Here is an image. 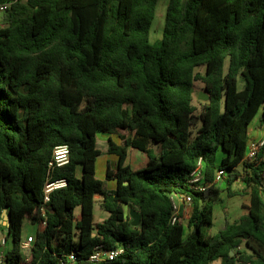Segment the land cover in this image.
<instances>
[{
    "label": "trees",
    "instance_id": "16d2710c",
    "mask_svg": "<svg viewBox=\"0 0 264 264\" xmlns=\"http://www.w3.org/2000/svg\"><path fill=\"white\" fill-rule=\"evenodd\" d=\"M9 1L0 14V234L7 264H91L96 246L117 245L121 255L96 264H264V145L245 165L248 212L215 234L202 230L223 201L212 184L217 169L227 171L232 196L255 117L264 133V0H168L156 42L150 32L159 0L0 3ZM197 80L207 96L199 109ZM103 137L117 157L114 167L106 165L112 190L95 175ZM60 144L68 145L69 162L50 174ZM128 148L146 155L144 167L125 164ZM199 160L210 183L204 192L189 183ZM50 175L67 185L44 203ZM96 195L108 214L98 223ZM177 195L191 198L187 223L170 222ZM128 208L139 213L137 226ZM25 220L36 235L23 259ZM243 243L248 250H239Z\"/></svg>",
    "mask_w": 264,
    "mask_h": 264
},
{
    "label": "built area",
    "instance_id": "2783aa9c",
    "mask_svg": "<svg viewBox=\"0 0 264 264\" xmlns=\"http://www.w3.org/2000/svg\"><path fill=\"white\" fill-rule=\"evenodd\" d=\"M12 2H3L0 3V14L4 13L10 6ZM264 145V135L258 139H248L246 153L242 159L241 165L255 163L257 159V154L260 148ZM69 147L66 144H60L53 148L51 158L48 161V171L51 172L55 168L63 167L69 162ZM246 167V166H245ZM227 171L225 169H217L212 184L217 187L221 183H223L226 178ZM51 175L47 179L45 186L43 188L44 192V203L49 201L50 193L67 185V180L65 178L50 180ZM190 188L197 192H204L210 185L204 178V173L201 167V162L199 160L197 167L191 173L190 176ZM177 203L170 215V222L175 223L181 221V215L186 211H189L191 208V198L189 195H177ZM33 242V237L29 236L25 240H22L20 244V249L24 250L27 253L31 251V244ZM7 246L6 239L3 234H0V264H7L5 259V248ZM123 246L117 245L112 249H104L101 246H96L94 251L89 255L88 261L91 264L100 263L102 261H113L119 255L123 253ZM67 260L69 262H74L76 260V256L74 254H70L67 256Z\"/></svg>",
    "mask_w": 264,
    "mask_h": 264
},
{
    "label": "rangeland",
    "instance_id": "374dc122",
    "mask_svg": "<svg viewBox=\"0 0 264 264\" xmlns=\"http://www.w3.org/2000/svg\"><path fill=\"white\" fill-rule=\"evenodd\" d=\"M168 0H159L156 14L152 23L151 32H150V40L151 42H156L160 40L162 35V29L164 24V17H165V10L167 6ZM199 71H202V68H198ZM239 87L242 88V82H239ZM199 93H202L204 96L206 95V92L204 91L203 84L201 81L197 80L194 82V100L193 103L197 106L199 109L201 105V101L206 100L205 98H199ZM203 96V97H204ZM257 128L260 129V122L259 117H257V120L255 121ZM100 138L97 141V147L100 150H103L102 142L99 141ZM110 157H113V155H110ZM109 159V156L101 155L99 158L95 161V168L96 172L98 174L103 172L105 170V166L107 164V160ZM247 171H250L248 168H246L244 165H238L234 172L239 174V177L232 182L231 185V192L233 193L232 196H227V192L225 190V179L223 183L218 185L217 187L221 189V197L223 198V201L221 203H217L214 205V211H213V222L212 225H204L202 226V230L204 232H207L209 234H215L217 233L225 224L226 220L229 222H233L239 219L243 213H245L248 209L250 204V187L244 182L243 177L246 176L248 173ZM191 213V210L186 211L184 214L181 215V219L183 223H187V219ZM107 212L104 211V209L100 206L99 202H95V209H94V221L95 222H101L107 217ZM239 250H248L245 248L244 243L241 244L239 247ZM20 254L25 255L26 252L24 250L20 249Z\"/></svg>",
    "mask_w": 264,
    "mask_h": 264
},
{
    "label": "crops",
    "instance_id": "0c3cea01",
    "mask_svg": "<svg viewBox=\"0 0 264 264\" xmlns=\"http://www.w3.org/2000/svg\"><path fill=\"white\" fill-rule=\"evenodd\" d=\"M256 120H257V117H255L253 119V121L251 122V124L249 125V128H248V134H249L250 139H258L264 135L263 128L261 127V125H260V129L257 128L256 122H255ZM100 139L101 140H99V141L102 142L103 150L99 149V151H100L99 157L101 155L109 156L107 163H109L112 167H114V164H115L117 157L114 154H110L107 151L108 145H107L106 137H103ZM112 139L116 143L120 142L116 135L112 136ZM110 155H113V157H110ZM221 156H222V154H219V158H221ZM146 160H147V158H146V155L144 153H142L141 151L134 149V148H128L127 156L125 159V164L129 165L133 169H138V168H142L145 166ZM77 170H78V173L80 174V172H81L80 167H78ZM105 172H106V166H105V170L103 172L101 171L100 174H98L96 172V168H95V175L99 180H101L103 182L104 189L112 190L115 188V181L114 180H107L105 178ZM95 199L99 202L100 196L96 195ZM99 204H100V202H99ZM94 209H95V206H94ZM247 209H248V206H247ZM127 210L129 212L130 208H128ZM74 212H75V215H79L80 208L79 207L75 208ZM247 212H248V210L245 213H247ZM245 213H243V214H245ZM95 223H98V222H95ZM35 235H36V225L30 223L28 220H25L24 224H23L22 240H25L29 236H35ZM28 255H29V253L26 252V254L24 256L23 255H21V256L23 259H26L28 257Z\"/></svg>",
    "mask_w": 264,
    "mask_h": 264
},
{
    "label": "water",
    "instance_id": "95a60500",
    "mask_svg": "<svg viewBox=\"0 0 264 264\" xmlns=\"http://www.w3.org/2000/svg\"><path fill=\"white\" fill-rule=\"evenodd\" d=\"M203 96L204 95L202 93H199V95H198L199 98H205V97L207 98L206 95L204 97ZM129 214H130V216L132 218V222H131L132 225L133 226H137L140 223V215H139V213L134 208H130ZM2 220H3V223L6 225L5 231L8 232L9 216H8L6 210L2 211ZM230 254H233V252L231 251Z\"/></svg>",
    "mask_w": 264,
    "mask_h": 264
}]
</instances>
